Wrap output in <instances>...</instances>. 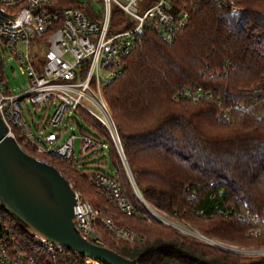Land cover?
Masks as SVG:
<instances>
[{
	"label": "trees",
	"instance_id": "obj_1",
	"mask_svg": "<svg viewBox=\"0 0 264 264\" xmlns=\"http://www.w3.org/2000/svg\"><path fill=\"white\" fill-rule=\"evenodd\" d=\"M54 2L59 9H79L93 21L100 19L92 3ZM182 3L192 9V17L174 44H166L155 31L147 32L126 59L122 74L105 90L127 167L104 126L83 110L77 115L88 130L81 131L107 146L90 151L91 158L100 157L98 164L109 173L84 155L68 163L37 155L18 135L17 142L31 156L54 166L84 202L104 212L103 218L147 237L144 244L132 247L117 243L101 222L95 224L103 244L127 259L139 264H264V253L225 251L164 225L139 198L214 241L264 249V233L252 236L251 221L241 220L246 211L260 221L264 218V0ZM131 25L114 7L110 34ZM192 88L205 93L199 103L177 97ZM237 105L244 108L237 110ZM98 172L121 184L135 215L124 214L91 182ZM5 216L38 264H88L70 250L45 253ZM89 264L97 262L89 259Z\"/></svg>",
	"mask_w": 264,
	"mask_h": 264
},
{
	"label": "built area",
	"instance_id": "obj_2",
	"mask_svg": "<svg viewBox=\"0 0 264 264\" xmlns=\"http://www.w3.org/2000/svg\"><path fill=\"white\" fill-rule=\"evenodd\" d=\"M182 2L101 0V10H95L100 19L93 21L79 9H59L54 0H0V41L6 47L0 48H4L3 54L12 55L21 73L30 80L27 91L14 94L5 78L3 55L0 54V116L8 127V134L16 140L17 135L24 138L37 155L73 163L76 161L77 136L73 135L64 143L61 141L64 139L66 120L72 123V116L83 110L104 126L127 167L105 90L122 74L126 59L142 43L147 32L155 31L166 44H174L192 17V9ZM82 3L94 4V1L82 0ZM114 7L119 8L132 25L127 30L110 34ZM204 95L202 88H192L180 92L177 97L197 104ZM23 101L36 108L53 107V115L35 123L34 130L24 119ZM243 108V105L235 107L237 110ZM80 140L81 155L97 148L107 150L106 145L85 131L80 130ZM91 182L124 214H136V209L123 194L121 184L110 174L94 173ZM76 195L78 201L74 209V223L87 240L103 245L95 230V224L101 222L113 235L131 245L144 242L143 236L128 227L116 225L110 218H103V211L84 202L79 193L76 192ZM139 198L152 217L164 225L225 251L241 252L212 241L186 222L164 217L140 195ZM241 220L251 221L254 228L252 236L258 237L264 233V218L260 221L246 211L241 215ZM33 240L34 245L47 254L58 250L44 240ZM0 264H38L1 211Z\"/></svg>",
	"mask_w": 264,
	"mask_h": 264
},
{
	"label": "water",
	"instance_id": "obj_3",
	"mask_svg": "<svg viewBox=\"0 0 264 264\" xmlns=\"http://www.w3.org/2000/svg\"><path fill=\"white\" fill-rule=\"evenodd\" d=\"M77 201L71 183L54 166L25 152L0 116V211L30 237L58 249L99 264H139L81 234L74 223Z\"/></svg>",
	"mask_w": 264,
	"mask_h": 264
},
{
	"label": "rangeland",
	"instance_id": "obj_4",
	"mask_svg": "<svg viewBox=\"0 0 264 264\" xmlns=\"http://www.w3.org/2000/svg\"><path fill=\"white\" fill-rule=\"evenodd\" d=\"M78 1L81 2L82 0H78ZM93 1H94L93 5H94L95 10L97 12H99L101 10V4L99 3L101 0L100 1L93 0ZM0 47L6 48L1 41H0ZM4 48H2V49L0 48V54L3 55L4 73H5V78L9 84V86L13 90L14 94H20L22 91H27L28 85L30 83L29 78L21 73L20 66L13 59V57L10 53L3 54L2 50ZM21 106H22V110H23L24 119L26 120V122H28L32 126L33 129L35 128L34 127L35 123L41 121L42 119H47V118L51 117L53 115V112H54L53 107H51L50 109L45 107V106L41 107V108H36L31 103L27 104V102H25V101H23L21 103ZM72 119L74 120V121H72V123L67 121V120L65 122V127H64L65 132L63 135L64 139L61 142L64 143L65 140H68L73 135L77 136V139L75 141V158H76V160H78L81 158L80 130H81V128L86 129V130H88V129H87V125L85 124V122L80 117H78L77 114H74L72 116ZM67 124H68V126H67ZM83 157L90 163L91 162L96 163L95 167L103 170L104 172H107V173L110 172V169L108 167L101 165V164H98L100 157L99 158H96V157L91 158V153L86 154ZM80 196H81V194H80ZM137 234H139V233H137ZM139 235H141L143 237L145 236L143 234H139ZM114 240L117 243L126 242L124 240H121L118 237H114ZM146 241H147V237L145 236L144 242H142V243H136V244H132V245L129 244L128 242H126V243H128L130 246L133 247V246L138 245V244H144ZM212 241H214V240H212ZM215 242H217V241H215ZM217 243L223 245L224 247L234 248L235 250L241 251L242 253H246V254H262V253H264V249L261 251H252L255 249H252V250L247 249L246 250V249H240L238 247L231 246V245L230 246L225 245V244H222L220 242H217ZM102 246L106 247L105 244H103ZM88 264H89V260H88Z\"/></svg>",
	"mask_w": 264,
	"mask_h": 264
}]
</instances>
